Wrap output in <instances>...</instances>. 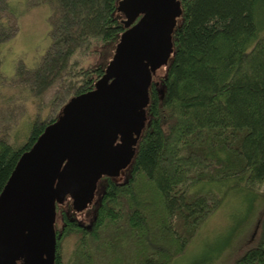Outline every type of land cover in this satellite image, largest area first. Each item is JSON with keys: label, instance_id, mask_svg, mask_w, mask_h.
<instances>
[{"label": "trees", "instance_id": "16d2710c", "mask_svg": "<svg viewBox=\"0 0 264 264\" xmlns=\"http://www.w3.org/2000/svg\"><path fill=\"white\" fill-rule=\"evenodd\" d=\"M45 1L51 45L26 90L41 95L54 83L73 87L70 96L91 90L126 29L119 0ZM179 1L171 53L152 75L130 161L97 180L85 207L69 195L56 202L54 264H170L228 192L253 194L229 242L264 194V0ZM8 26L0 19V29ZM60 113L35 121L21 145L0 135V192ZM88 210V223L75 217ZM68 240L75 244L66 255ZM232 264H264V214L256 241Z\"/></svg>", "mask_w": 264, "mask_h": 264}, {"label": "water", "instance_id": "95a60500", "mask_svg": "<svg viewBox=\"0 0 264 264\" xmlns=\"http://www.w3.org/2000/svg\"><path fill=\"white\" fill-rule=\"evenodd\" d=\"M126 29L104 73L73 95L23 152L0 192V264H54L56 202L81 209L102 175H117L144 124L148 86L165 65L179 0H119Z\"/></svg>", "mask_w": 264, "mask_h": 264}, {"label": "rangeland", "instance_id": "374dc122", "mask_svg": "<svg viewBox=\"0 0 264 264\" xmlns=\"http://www.w3.org/2000/svg\"><path fill=\"white\" fill-rule=\"evenodd\" d=\"M5 3L0 0V19L9 24L8 29H0L3 39L0 43V135L21 145L35 121H48L58 114L66 100L72 97L73 87L54 83L41 95L34 96V90L30 89V95L23 82L51 45L52 8L45 0H5ZM252 195L243 190L228 192L226 200L202 223L186 251L170 264H196L197 261H200L197 264H207L203 260L211 261L209 264H232L260 233L264 194L258 199L255 197L252 211L229 242L230 233L243 216ZM75 215L88 223L92 211L75 212ZM74 244L73 240L66 242V255L73 250ZM223 246L213 260L218 248ZM18 264H22L21 259Z\"/></svg>", "mask_w": 264, "mask_h": 264}]
</instances>
